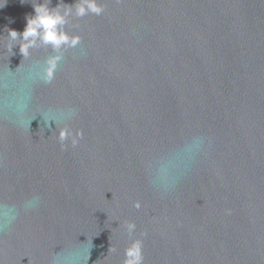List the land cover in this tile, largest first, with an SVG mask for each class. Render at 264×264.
<instances>
[{"label":"water","instance_id":"water-1","mask_svg":"<svg viewBox=\"0 0 264 264\" xmlns=\"http://www.w3.org/2000/svg\"><path fill=\"white\" fill-rule=\"evenodd\" d=\"M43 2L0 0V264H264V0H98L24 58Z\"/></svg>","mask_w":264,"mask_h":264},{"label":"clouds","instance_id":"clouds-1","mask_svg":"<svg viewBox=\"0 0 264 264\" xmlns=\"http://www.w3.org/2000/svg\"><path fill=\"white\" fill-rule=\"evenodd\" d=\"M67 7L61 8L59 5L55 8L49 7V4L39 3L34 6L35 15L27 18V24L22 33L16 30L8 31L9 49L12 50L17 44L20 46V52L24 58L31 56V50L37 47H50L53 52L59 53L63 48L75 47L79 41V36L71 35L66 26L69 18L75 16L85 17L90 13L100 15L103 8L98 0H76L74 5L66 4ZM61 59L60 55L49 57L46 69L48 77L51 78L53 70L57 67V62ZM64 139V134L61 135ZM202 143L200 137H194L192 146L198 147ZM37 200L34 199L27 203V207H34ZM137 207L139 205L137 204ZM135 225H128V232L131 235L134 232ZM124 264H143L142 245L139 240L133 241L125 250Z\"/></svg>","mask_w":264,"mask_h":264}]
</instances>
